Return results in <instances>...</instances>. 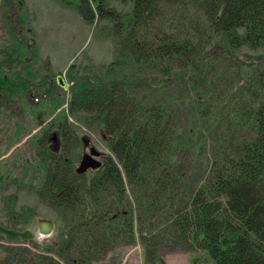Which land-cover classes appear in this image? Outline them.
<instances>
[{
	"label": "trees",
	"instance_id": "16d2710c",
	"mask_svg": "<svg viewBox=\"0 0 264 264\" xmlns=\"http://www.w3.org/2000/svg\"><path fill=\"white\" fill-rule=\"evenodd\" d=\"M104 1L77 0L76 10L89 24L107 20L129 48L113 63L128 67L129 78L115 76L113 85L147 70L162 76L125 110L97 109L108 152L85 174L63 165L50 184L68 234L54 255L88 264L107 228L131 234L141 215L163 212L185 246L206 251L214 264H264V52L240 57L244 48L264 49V0H121L131 6L124 15ZM174 5L193 17L167 30L163 16ZM181 106L187 124L176 132ZM183 152L207 166L185 186L174 172ZM75 245L83 256H67ZM38 263L58 264L43 255Z\"/></svg>",
	"mask_w": 264,
	"mask_h": 264
},
{
	"label": "rangeland",
	"instance_id": "374dc122",
	"mask_svg": "<svg viewBox=\"0 0 264 264\" xmlns=\"http://www.w3.org/2000/svg\"><path fill=\"white\" fill-rule=\"evenodd\" d=\"M104 2L123 15L131 7L121 0ZM76 3L0 0V225L37 236L12 241L0 236V264H39L41 255L66 264L54 255L59 237L68 234L65 215L52 203L50 184L59 180L63 165L76 169L87 152L84 140L101 154L108 152L99 109L125 110L126 102L135 103L150 93L147 84L154 85L162 76L147 70L113 85L115 76L129 78L128 67L113 64L129 48L122 46L120 35L114 36L107 20L84 22ZM173 9L174 14L171 8L165 10V29L178 28L187 16L193 17L184 6ZM263 52L244 48L240 57L250 61ZM130 95L133 98H127ZM176 114L177 132L179 125L187 124V111L181 106ZM196 156H175L180 165L173 169L183 186L191 177L198 181L206 170L203 156ZM39 220L52 222L49 235L38 234ZM133 228L130 237L125 229L116 234L107 228L87 252L88 264H214L206 251L185 246L163 212L141 215ZM81 249L67 246L65 253L78 258L83 256Z\"/></svg>",
	"mask_w": 264,
	"mask_h": 264
},
{
	"label": "water",
	"instance_id": "95a60500",
	"mask_svg": "<svg viewBox=\"0 0 264 264\" xmlns=\"http://www.w3.org/2000/svg\"><path fill=\"white\" fill-rule=\"evenodd\" d=\"M86 143V140H84V144ZM88 148V152L82 154L78 166L76 167L77 174H84L88 170H95L100 164L99 157L101 156V153L91 145H89ZM52 227V222L39 220L38 234L40 236L49 235L52 231ZM0 236L9 241L16 239L32 240L37 237L36 234L30 230L17 231L8 229L2 225H0Z\"/></svg>",
	"mask_w": 264,
	"mask_h": 264
},
{
	"label": "flooded vegetation",
	"instance_id": "af4514ba",
	"mask_svg": "<svg viewBox=\"0 0 264 264\" xmlns=\"http://www.w3.org/2000/svg\"><path fill=\"white\" fill-rule=\"evenodd\" d=\"M50 140H53V143H54V141H55V144H56V138L55 137H52ZM87 142V141H86ZM89 145H91L89 142H87L86 144H85V146L87 147V152H88V150H89V148H88V146ZM92 146V145H91ZM50 147H52V143L50 144ZM101 156H102V154H101ZM101 156L99 157V160H100V158H101ZM88 171H90V170H88Z\"/></svg>",
	"mask_w": 264,
	"mask_h": 264
}]
</instances>
